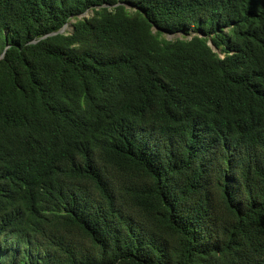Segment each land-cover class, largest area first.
Segmentation results:
<instances>
[{
    "label": "trees",
    "instance_id": "16d2710c",
    "mask_svg": "<svg viewBox=\"0 0 264 264\" xmlns=\"http://www.w3.org/2000/svg\"><path fill=\"white\" fill-rule=\"evenodd\" d=\"M0 264H264V0H0Z\"/></svg>",
    "mask_w": 264,
    "mask_h": 264
},
{
    "label": "water",
    "instance_id": "95a60500",
    "mask_svg": "<svg viewBox=\"0 0 264 264\" xmlns=\"http://www.w3.org/2000/svg\"><path fill=\"white\" fill-rule=\"evenodd\" d=\"M67 26H68V24H65V25H63L59 30H57V31H53V32H51V33H49V34H53V33H57V32H62V31H64V30H66ZM210 44L212 45L213 48H216L215 45H214L212 42H210Z\"/></svg>",
    "mask_w": 264,
    "mask_h": 264
},
{
    "label": "rangeland",
    "instance_id": "374dc122",
    "mask_svg": "<svg viewBox=\"0 0 264 264\" xmlns=\"http://www.w3.org/2000/svg\"><path fill=\"white\" fill-rule=\"evenodd\" d=\"M66 29H67V30H71L72 27H71L70 25H68Z\"/></svg>",
    "mask_w": 264,
    "mask_h": 264
}]
</instances>
